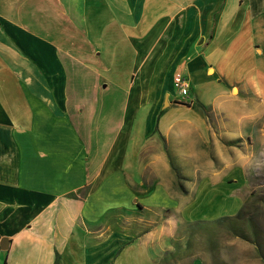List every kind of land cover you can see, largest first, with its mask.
I'll return each mask as SVG.
<instances>
[{
  "label": "crops",
  "instance_id": "crops-1",
  "mask_svg": "<svg viewBox=\"0 0 264 264\" xmlns=\"http://www.w3.org/2000/svg\"><path fill=\"white\" fill-rule=\"evenodd\" d=\"M23 1L0 0V264H157L178 228L235 216L227 206L242 205L234 182L251 154L234 143L250 138V108L234 101L217 62L236 8L257 14L251 0H38L63 17L71 42L18 23ZM109 32L121 60L133 61L117 77L92 59ZM176 73L189 81V106L175 94ZM10 75L22 85L19 109L5 101ZM83 75L103 76L105 91L94 80L84 92ZM112 88L123 96L115 124L97 103ZM95 109L104 136L114 126L102 152L82 120ZM10 110L23 114L16 124Z\"/></svg>",
  "mask_w": 264,
  "mask_h": 264
},
{
  "label": "rangeland",
  "instance_id": "rangeland-1",
  "mask_svg": "<svg viewBox=\"0 0 264 264\" xmlns=\"http://www.w3.org/2000/svg\"><path fill=\"white\" fill-rule=\"evenodd\" d=\"M230 2H232V0H230ZM251 3L252 7L257 9V14L254 16L251 11H247V6L245 4L241 5V8L237 7V11L235 14L233 13L231 17L230 26L228 28V38H226L225 34L224 37L219 39V43L225 48L227 54L217 62V69L220 71V75L223 76L222 78L225 87L228 88L232 96L236 95L234 101L239 102L243 100L246 102L247 106H249L251 117L250 138L245 142L238 140L234 143L236 149H242L246 146L249 147V152L251 154L250 168L245 170L242 178L243 182L242 180L240 182H238V180L234 182L236 193L240 194L242 197V205L238 209L237 207H231L230 205H228L227 208L229 213H233V210L231 211L230 208L235 209L236 212L233 213L234 215H236L238 210L242 208L245 231L250 237L252 243L243 238L234 236L232 233H229L228 230H221L218 235V243L221 248L219 251H215L217 252L216 255L218 259L224 261L225 264L263 263L257 258L255 250L251 247L254 246L253 242L256 241V239L257 242L264 244L261 240L262 238L264 239V0H251ZM16 9L17 15L14 16L16 21L26 26L29 30L36 31L34 29L35 26L37 29L43 31L42 34L47 35L49 33L52 38H55L58 42L72 41V39H70L71 36H69V32L72 31V29L69 28V30H66L63 17L59 16V14L47 13V9L44 7L42 8L38 3V0H24L18 7H16ZM43 23H46L45 26L49 27H44ZM253 25L260 27L261 36L260 34L257 37L254 35V33H257L253 31ZM66 33L67 37L65 36ZM95 33L96 30L92 29V37ZM109 35L110 32L106 36L107 42L104 47L107 51L105 54L100 56L95 55L92 59L95 60L94 66L98 67L99 70H113L111 73H106V76L117 77L121 75L122 72L130 69L133 61L127 59L121 60L122 57L117 55L116 47L111 44ZM258 38L260 40H258ZM69 47L72 50H76L78 45H70ZM117 47L123 49L125 46L120 45ZM85 49H87L86 46ZM11 72H13V70H11ZM209 73L212 74L213 71H210ZM75 80H77V78ZM94 80H97L98 84L101 85L102 91H105L103 86L106 83L103 82V76L100 78L98 75H91L90 77L83 75L80 77V81H82L81 85L84 92ZM3 81L6 86L5 93L7 95H4L6 103H9L13 108L18 107L19 109V104H22L23 102L22 95L20 96L22 91L21 83L12 75H10V78H5ZM72 87L73 86H71V88ZM74 89L76 90V87ZM233 89L237 90L236 94L232 93ZM174 91L176 94V90ZM85 96H88L89 99H91L90 101L97 100V98L93 99V96L87 94H85ZM206 97H208V95H206ZM101 99H104V102L108 103L105 106L103 114L109 112L108 108L112 109L110 113L111 121L115 124L120 119L119 107L123 99L122 94L112 88L111 91L105 92V94L97 100V103H99ZM193 101L194 99L191 96V104ZM84 112L85 113L82 114L84 117L82 120H84L85 123L84 127L89 128H87V130H89V135L86 136L88 137L87 140L90 139V145L93 146L92 149H95L97 152H102L104 148L108 147L110 140L112 139L114 126L110 128L107 127L108 130H106L104 136L102 130L100 132L102 126H100L99 121L100 117L103 115L102 112L96 109L93 112L92 110H85ZM10 113V120L13 124H16L19 120L18 114L21 118L23 117V114L20 113L19 110H10ZM204 116L210 118L213 114L208 111L204 113ZM100 134L104 138V141L99 140V142H95V139H100ZM179 176L181 175L177 174V178L180 180ZM200 176L201 175H198V177ZM234 200L235 198H229L227 202L232 204ZM155 214L161 215L162 213L156 212ZM161 216H165V219H167L171 215L168 211H165ZM144 224L146 225L147 223H139V228H145L146 230ZM186 226L187 225L180 227L175 231L172 241L176 238L179 231H186ZM252 230L254 233H252ZM200 243V238H198L197 243L195 242L194 245L196 253L195 257L202 258L205 264H211V256L204 248L207 245L205 244L202 246ZM172 247L173 249L171 251H167L159 257L157 264H190L192 259L195 258L194 256L182 257V259L177 260V262L173 260H171V262H164L162 258L167 253L170 254L171 252H176L174 243H172ZM244 247L247 248L244 249Z\"/></svg>",
  "mask_w": 264,
  "mask_h": 264
},
{
  "label": "trees",
  "instance_id": "trees-1",
  "mask_svg": "<svg viewBox=\"0 0 264 264\" xmlns=\"http://www.w3.org/2000/svg\"><path fill=\"white\" fill-rule=\"evenodd\" d=\"M182 104L189 106V104L187 105L186 103ZM196 106L203 114L206 112L200 103H197ZM242 213L243 212L241 208L235 216L222 217L215 221H196L188 224L186 226V231H179L176 235V238L172 241L176 247V252H171L170 254L167 253L162 258V260L164 262H171V260L177 262V260L182 259V257H195L196 253L194 250V245L195 242L197 243V239L200 238V244L202 246L205 244L207 245L204 248L210 254L212 263L225 264L224 261H220L221 259H218L216 255V251H219L221 248L218 243V235L220 234L221 230H228V232L232 233L234 236L243 238L244 240L252 243L250 237L245 231V222L244 218L242 217ZM252 233H254L253 230ZM261 240L264 243V239L262 238ZM253 245L256 247L257 254L264 263V244L257 242L256 239V241L253 242Z\"/></svg>",
  "mask_w": 264,
  "mask_h": 264
},
{
  "label": "built area",
  "instance_id": "built-area-1",
  "mask_svg": "<svg viewBox=\"0 0 264 264\" xmlns=\"http://www.w3.org/2000/svg\"><path fill=\"white\" fill-rule=\"evenodd\" d=\"M173 88L179 102L191 104L190 84L188 79L181 73H176L173 77Z\"/></svg>",
  "mask_w": 264,
  "mask_h": 264
},
{
  "label": "water",
  "instance_id": "water-1",
  "mask_svg": "<svg viewBox=\"0 0 264 264\" xmlns=\"http://www.w3.org/2000/svg\"><path fill=\"white\" fill-rule=\"evenodd\" d=\"M7 246V241L6 240H2L1 244H0V249L1 250H5Z\"/></svg>",
  "mask_w": 264,
  "mask_h": 264
}]
</instances>
